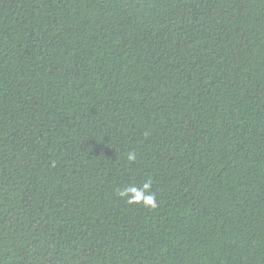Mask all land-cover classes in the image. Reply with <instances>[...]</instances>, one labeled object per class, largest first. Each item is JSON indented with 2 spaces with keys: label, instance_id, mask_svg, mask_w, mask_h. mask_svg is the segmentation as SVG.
I'll return each instance as SVG.
<instances>
[{
  "label": "trees",
  "instance_id": "obj_1",
  "mask_svg": "<svg viewBox=\"0 0 264 264\" xmlns=\"http://www.w3.org/2000/svg\"><path fill=\"white\" fill-rule=\"evenodd\" d=\"M0 264H264V0H0Z\"/></svg>",
  "mask_w": 264,
  "mask_h": 264
},
{
  "label": "clouds",
  "instance_id": "obj_2",
  "mask_svg": "<svg viewBox=\"0 0 264 264\" xmlns=\"http://www.w3.org/2000/svg\"><path fill=\"white\" fill-rule=\"evenodd\" d=\"M128 160L134 161L136 154L134 152L128 154ZM118 195L127 198L129 204H143L147 208H155L157 206V196L155 192H151V180L146 181L142 187L130 186L125 189L118 190Z\"/></svg>",
  "mask_w": 264,
  "mask_h": 264
}]
</instances>
